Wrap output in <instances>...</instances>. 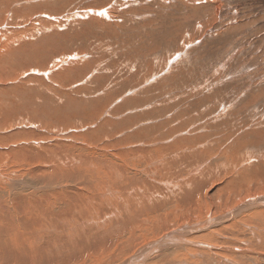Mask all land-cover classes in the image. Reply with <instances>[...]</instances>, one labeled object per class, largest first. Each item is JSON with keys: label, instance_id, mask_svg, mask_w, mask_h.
<instances>
[{"label": "rangeland", "instance_id": "rangeland-1", "mask_svg": "<svg viewBox=\"0 0 264 264\" xmlns=\"http://www.w3.org/2000/svg\"><path fill=\"white\" fill-rule=\"evenodd\" d=\"M1 171L51 204L22 241L0 236V264L67 262L63 228L89 247L69 264L264 246V208L235 211L264 198V0H0ZM169 234L185 242L165 252Z\"/></svg>", "mask_w": 264, "mask_h": 264}, {"label": "bare ground", "instance_id": "bare-ground-1", "mask_svg": "<svg viewBox=\"0 0 264 264\" xmlns=\"http://www.w3.org/2000/svg\"><path fill=\"white\" fill-rule=\"evenodd\" d=\"M19 151L27 152V154L29 155V160H31L34 163L38 162L39 158H42L45 161L49 159L48 158L49 155L43 153L44 151L42 153L39 151L37 152V150H35L34 148L33 149L19 148ZM10 156H12V154ZM123 156H124L123 159L126 163L128 161V160L127 161L125 160L126 155H123ZM38 171L39 169L37 170V180L40 182V184H47L57 178V177L55 178L43 177L38 174ZM35 173H36V170H32L29 173V175L35 176ZM3 174L1 171L0 172V184L7 185V188L0 186V226H1V222L3 226V229L0 230V236L8 237V239H10V241L12 242V237L15 235H18L22 241V239H25V236H23L22 233L25 230L30 231L32 229L30 220L36 219L33 216V213L36 211L50 209L51 202L50 200H46V198L49 195L47 194L31 195L30 193L26 192V190L28 189H26L25 187H23L22 189L20 185L22 183L19 184L13 180H5L6 178L4 177ZM18 186L19 188H16ZM16 189H18V191L14 192ZM79 189L80 188L78 186L68 188L69 191H74V192ZM38 196H41L42 200ZM99 203H101V200L97 201L96 204H99ZM253 208L254 209L264 208V198H257L255 200H251L250 202L248 201L245 205L235 210L236 216H240L241 213L247 210L249 211L250 209H253ZM76 211L77 212L79 211L78 207L76 208ZM235 211L233 212L234 215H235ZM117 212H119V215L116 214L118 216L117 219H120V216L122 214L120 213V211H117ZM215 224H217L215 221L204 222L197 226L188 227L186 229V233L187 234L194 233L195 230L198 232L208 230ZM130 226L131 227L128 229L127 235L136 232L135 224H130ZM75 228H76L75 224H72V227L69 230L73 231ZM64 230L66 229L63 228L61 231L60 239L62 242L60 245H57V246L59 247V249L62 246L63 248H65V250L62 253V255H60V258L55 257L53 262L57 263L59 260L67 259V262L65 261V263H63V261H61L60 264H69L71 260L76 261L80 258L82 259L84 255H87L89 253V247L82 246L80 244L78 245L76 244L74 247L70 246L71 248L68 247L69 240L71 239H68L69 238L68 236L67 237L64 236ZM179 232L183 233L185 232V230H181ZM88 233L89 231L87 232V234ZM79 234H80V231L76 229L73 233H69V236L72 238L73 236H76ZM127 235L123 236V238H125ZM248 237L250 240H242L241 242L224 241V243H216L212 247L207 246L210 249V252L212 254H209V253L194 254L192 252H189V254L192 256V258H190L189 260H193L194 262L193 264H264V246L262 245V240L260 238L259 231L252 232L251 235H249ZM163 240L166 241L164 245L165 252L172 251L173 250L172 245L176 244L178 241L185 242V239L183 236L174 235V234H169L165 236ZM4 241H5L4 242L5 244L8 240H4ZM10 246H7L5 244V249L11 252L14 256H17L20 250L18 251L15 248L11 249ZM133 246L136 248L138 247V244H134ZM152 249H154V247H151L150 250ZM74 251H77L78 253H73ZM69 253L73 254L74 256H70L71 254ZM81 253L82 255H80ZM124 253H125L124 250H120V254L123 255ZM196 255H200V258H195ZM2 264H16V262L9 260V258L7 257H2ZM22 264H28V263L25 261ZM127 264H136V263L128 262ZM175 264H189V263L187 260H182V261L180 260V261H177Z\"/></svg>", "mask_w": 264, "mask_h": 264}, {"label": "snow or ice", "instance_id": "snow-or-ice-1", "mask_svg": "<svg viewBox=\"0 0 264 264\" xmlns=\"http://www.w3.org/2000/svg\"><path fill=\"white\" fill-rule=\"evenodd\" d=\"M104 14H105V13H103V12L101 13V15H104Z\"/></svg>", "mask_w": 264, "mask_h": 264}]
</instances>
